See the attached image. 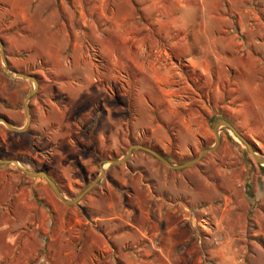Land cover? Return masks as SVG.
Listing matches in <instances>:
<instances>
[{
  "label": "rangeland",
  "instance_id": "1",
  "mask_svg": "<svg viewBox=\"0 0 264 264\" xmlns=\"http://www.w3.org/2000/svg\"><path fill=\"white\" fill-rule=\"evenodd\" d=\"M211 1L0 0L9 70L38 82L0 159L72 199L133 144L192 159L221 117L264 156V0ZM33 88L0 56V118L22 127ZM220 136L182 169L135 149L74 205L0 162V264H264V163Z\"/></svg>",
  "mask_w": 264,
  "mask_h": 264
},
{
  "label": "water",
  "instance_id": "2",
  "mask_svg": "<svg viewBox=\"0 0 264 264\" xmlns=\"http://www.w3.org/2000/svg\"><path fill=\"white\" fill-rule=\"evenodd\" d=\"M0 56H1V60L3 63V70L4 72L7 74V76L13 78V77H21L24 79H31L34 82V88L32 90H30L27 94V96L25 97L24 100V108H25V112H26V122L22 127H14L12 124L9 123V121L6 118H0V122H3L10 130L14 131V132H23L25 131L29 124H30V107L28 104L29 99L34 95V93L36 92V89L38 87V82L34 77H31L29 75L23 74V73H15L12 72L11 70H9L8 67V62L6 59V55L4 52V48H3V42L0 39ZM221 127H225L227 129H229L230 131L233 132V134L243 142V144L245 145V148L247 150V152L252 156V158L260 164L264 163V156L258 154L252 147V145L250 144V142L244 137L242 136L238 130L226 119L224 118H218L217 120L214 121V123L212 124V130L215 136V142L214 144L209 147V148H204L202 149L198 155H196L195 157H193L192 159L182 163V164H172L166 157H164L162 154H160L159 152H157L154 149H151L145 145L142 144H133L131 145L126 153L118 158V159H109L106 161L107 164L109 165H117L120 163L125 162L131 155L132 152L135 149H141L144 150L148 153H150L151 155H153L156 159H158L159 161H161L162 163L166 164L167 166H169L172 169H182V168H186V167H190L194 164H196L197 162H199L205 155H207L210 152L215 151L220 143H221V136H220V128ZM0 162H12L14 163L23 173H25L27 176L29 177H42L44 178L47 183L49 184V186L51 187V189L53 190V192L56 194V196L65 204L67 205H74L76 203H78L83 196H85L88 192H90L95 185L98 184V182L104 177L106 171L104 168V164L106 163H101V167H100V173L98 174V176L82 191L80 192L77 196H75L72 199H66L62 192L60 191L59 187L57 186V184L55 183V181L47 174V172L42 171V170H29L27 168H24L23 166L20 165L18 160H9V159H0Z\"/></svg>",
  "mask_w": 264,
  "mask_h": 264
},
{
  "label": "crops",
  "instance_id": "3",
  "mask_svg": "<svg viewBox=\"0 0 264 264\" xmlns=\"http://www.w3.org/2000/svg\"><path fill=\"white\" fill-rule=\"evenodd\" d=\"M203 1V0H202ZM225 1H227L229 4H225ZM230 2L231 0H212L210 2V4H205V6H208L207 8H211L212 10L214 11H226L227 12V9H231L233 7V4L230 5ZM210 5V7H209ZM229 6V7H228ZM220 7V9H218ZM211 9H209V11H211ZM19 247L18 246H14L13 244L12 245H8L6 247H3L1 248L0 247V261L1 259L5 258L6 255L8 254H12L16 251V249H18Z\"/></svg>",
  "mask_w": 264,
  "mask_h": 264
},
{
  "label": "trees",
  "instance_id": "4",
  "mask_svg": "<svg viewBox=\"0 0 264 264\" xmlns=\"http://www.w3.org/2000/svg\"><path fill=\"white\" fill-rule=\"evenodd\" d=\"M133 97H135V95H134V94H133V95L131 94V98H133ZM133 100H134V99H133ZM133 100H132V101H133ZM221 118H224V119L228 120L231 124H233L232 121H230L229 119H227V118H225V117H221ZM87 125H88V124H87ZM83 126H84V125H83ZM83 126H81V130H85V127H83ZM86 130H87V129H86ZM89 133L92 134V136H94V133H93V132H90V131H89ZM166 158H167V157H166Z\"/></svg>",
  "mask_w": 264,
  "mask_h": 264
}]
</instances>
